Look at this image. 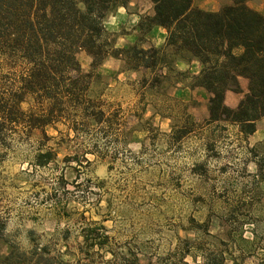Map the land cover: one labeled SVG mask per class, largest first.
<instances>
[{
	"label": "rangeland",
	"instance_id": "rangeland-1",
	"mask_svg": "<svg viewBox=\"0 0 264 264\" xmlns=\"http://www.w3.org/2000/svg\"><path fill=\"white\" fill-rule=\"evenodd\" d=\"M152 14L151 0H123L104 20L108 40L162 47L165 30H146ZM78 60L91 71L86 52ZM177 67L193 77L200 64ZM149 76L106 58L90 91L101 122L33 129L0 157V264H264V117L247 136L208 123L207 90L188 80L151 90ZM240 85L225 92L230 108ZM47 149L52 160L38 166Z\"/></svg>",
	"mask_w": 264,
	"mask_h": 264
},
{
	"label": "trees",
	"instance_id": "trees-1",
	"mask_svg": "<svg viewBox=\"0 0 264 264\" xmlns=\"http://www.w3.org/2000/svg\"><path fill=\"white\" fill-rule=\"evenodd\" d=\"M122 1L0 0V157L33 129L44 134V127L63 122L75 131L77 120L101 122L103 112L90 95L91 80L108 57L134 71L149 70L143 80L151 90L188 80V87L210 93L208 123L229 122L245 136L256 131L264 117L263 14L246 0H231L217 11L195 7L194 0H151L146 30L164 29L163 46L115 47L104 20ZM81 51L91 57L90 72L82 71ZM192 60L200 69L190 77L177 63ZM241 78L247 81L246 91L230 108L225 92L242 93ZM29 100L34 110L23 107ZM52 158L50 149L35 155L38 166ZM5 228L0 220V237Z\"/></svg>",
	"mask_w": 264,
	"mask_h": 264
},
{
	"label": "crops",
	"instance_id": "crops-1",
	"mask_svg": "<svg viewBox=\"0 0 264 264\" xmlns=\"http://www.w3.org/2000/svg\"><path fill=\"white\" fill-rule=\"evenodd\" d=\"M226 5L230 2L229 0H224ZM246 4L258 11L259 13L263 14L264 15V0H246ZM216 11V10H215Z\"/></svg>",
	"mask_w": 264,
	"mask_h": 264
}]
</instances>
